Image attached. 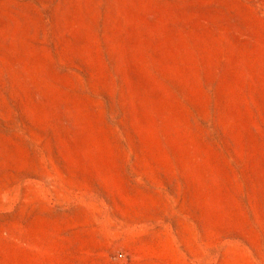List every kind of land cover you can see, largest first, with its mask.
I'll list each match as a JSON object with an SVG mask.
<instances>
[{
	"label": "rangeland",
	"instance_id": "374dc122",
	"mask_svg": "<svg viewBox=\"0 0 264 264\" xmlns=\"http://www.w3.org/2000/svg\"><path fill=\"white\" fill-rule=\"evenodd\" d=\"M0 264H264V0H0Z\"/></svg>",
	"mask_w": 264,
	"mask_h": 264
}]
</instances>
